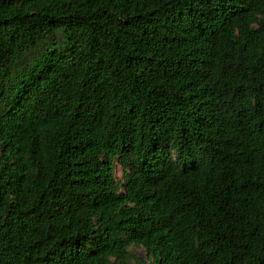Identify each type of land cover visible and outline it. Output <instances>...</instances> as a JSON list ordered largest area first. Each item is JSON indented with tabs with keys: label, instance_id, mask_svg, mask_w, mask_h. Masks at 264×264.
Listing matches in <instances>:
<instances>
[{
	"label": "trees",
	"instance_id": "1",
	"mask_svg": "<svg viewBox=\"0 0 264 264\" xmlns=\"http://www.w3.org/2000/svg\"><path fill=\"white\" fill-rule=\"evenodd\" d=\"M133 246L264 264V0H0V264Z\"/></svg>",
	"mask_w": 264,
	"mask_h": 264
},
{
	"label": "rangeland",
	"instance_id": "2",
	"mask_svg": "<svg viewBox=\"0 0 264 264\" xmlns=\"http://www.w3.org/2000/svg\"><path fill=\"white\" fill-rule=\"evenodd\" d=\"M117 178L119 180H122V168L120 166H117ZM132 252L133 254L138 258L139 261L133 259L132 264H148V257L146 254V251L143 247H139V246H133L132 248Z\"/></svg>",
	"mask_w": 264,
	"mask_h": 264
}]
</instances>
